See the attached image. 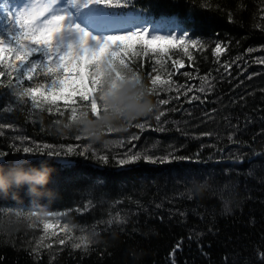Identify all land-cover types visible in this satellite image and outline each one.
<instances>
[{"label": "trees", "instance_id": "obj_1", "mask_svg": "<svg viewBox=\"0 0 264 264\" xmlns=\"http://www.w3.org/2000/svg\"><path fill=\"white\" fill-rule=\"evenodd\" d=\"M112 11L189 31L199 44L185 55L180 41H164L167 55L142 54L133 65L139 83L83 124L70 111L16 102L18 89L0 87L2 174L47 163L56 193L39 201L23 188L0 196V264H264V0H130ZM150 72L165 80L172 73L180 92L175 84L153 92ZM192 95L200 100L189 103ZM45 145L59 155L48 156ZM25 146L34 152L24 154ZM136 153L139 160L119 165ZM45 222L58 230L45 233Z\"/></svg>", "mask_w": 264, "mask_h": 264}, {"label": "snow or ice", "instance_id": "obj_2", "mask_svg": "<svg viewBox=\"0 0 264 264\" xmlns=\"http://www.w3.org/2000/svg\"><path fill=\"white\" fill-rule=\"evenodd\" d=\"M129 2L130 0H23L14 10L6 7V27L0 31V87L18 89L14 93L16 102H30L34 109L49 113L55 110L59 115L70 111V120L76 124H83L88 112L99 116V104L108 112L119 101L125 85L139 83V76L133 70V65L141 55L151 53L157 57L165 56L172 49L161 47L160 42L165 41L170 45L177 39L176 34L171 32L167 35L158 34L155 29L150 32L146 23L133 22L124 26L119 20L103 25L118 30L96 36L77 22L80 9L102 11L115 16L118 13L112 10L126 8ZM193 35L189 31L179 34L180 47L184 49L185 55L189 54V48H195L199 44L198 40L192 38ZM213 51L220 54L224 48L221 43H216ZM258 62L264 64V59ZM156 63L161 69L164 68L163 60L158 59ZM182 63L179 59L172 61V67L177 73ZM153 72H158V69L153 68ZM167 75L169 79L165 80L160 74L149 73L153 92L158 95L160 92H170L174 84L175 91L180 92L182 85L175 83L172 73ZM184 75L189 77L191 73L185 72ZM26 82L30 83L25 86ZM191 91L188 88L183 95L188 97ZM199 91L204 93L205 88L201 86ZM208 91H212V88ZM176 99H180V96L177 95ZM193 100H200V97L192 95L188 102ZM158 102L161 105L169 103L167 99H160ZM164 115L165 113H161L156 117L158 123H162L161 116ZM44 147L52 149L46 153L48 156L59 155L53 146ZM72 150L73 146H68V151ZM22 152L31 154L34 149L25 146ZM6 155L7 153H0V161ZM140 158L138 153L129 154L127 159L121 158L118 163L126 166ZM100 159L107 163L109 157L105 155ZM48 227L45 222V233ZM68 236V231H65L58 238V244L65 245V238ZM48 247L51 248L52 245ZM73 247L87 245L74 243ZM179 248L180 244H177L170 255L174 257ZM36 250H39V245Z\"/></svg>", "mask_w": 264, "mask_h": 264}, {"label": "clouds", "instance_id": "obj_3", "mask_svg": "<svg viewBox=\"0 0 264 264\" xmlns=\"http://www.w3.org/2000/svg\"><path fill=\"white\" fill-rule=\"evenodd\" d=\"M2 169L3 167H0V196L18 197L19 190L23 188L30 200L55 198L54 190L47 187L55 169L47 163H42L39 168L30 167L27 171L23 168H14L10 177L2 174Z\"/></svg>", "mask_w": 264, "mask_h": 264}, {"label": "rangeland", "instance_id": "obj_4", "mask_svg": "<svg viewBox=\"0 0 264 264\" xmlns=\"http://www.w3.org/2000/svg\"><path fill=\"white\" fill-rule=\"evenodd\" d=\"M23 0H6L4 2L5 8L11 7L13 10L17 5L22 4ZM5 8L1 10V17L6 18V12ZM112 20H119L122 25L127 26L133 22L135 23H146L149 25V31L152 32L154 29L158 32L160 35H167L168 33H174L177 36V39L175 41H172L173 43H176L179 41V34L177 30H171L170 27H163L159 24H151L148 23L143 18H139L138 16H135L132 13L125 12L118 15H111V14H105L102 11L96 12L91 9H80V14L77 18V22L81 24L82 27H84L86 30H88L90 33H93L96 36H99L101 34L107 35L110 32L116 31L118 29L116 28H108L104 27L103 25L108 24ZM6 25V23H5ZM150 39V37H148ZM164 41L160 42V46ZM155 46V45H153ZM106 51V50H105ZM53 229L54 232H56L58 229L55 228L54 225H49Z\"/></svg>", "mask_w": 264, "mask_h": 264}]
</instances>
